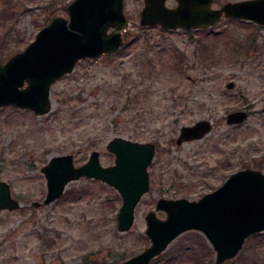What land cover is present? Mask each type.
Instances as JSON below:
<instances>
[{"label": "rangeland", "instance_id": "374dc122", "mask_svg": "<svg viewBox=\"0 0 264 264\" xmlns=\"http://www.w3.org/2000/svg\"><path fill=\"white\" fill-rule=\"evenodd\" d=\"M72 1L0 0V62L24 51L56 16L68 18ZM235 1L240 0H214L213 6ZM143 6V0H125L124 46L78 62L54 83L50 113L0 108V179L21 203L0 212V264H120L150 244L145 217L160 197L198 201L234 172L248 167L264 172V25L223 17L203 30L165 31L141 25ZM231 81L235 86L228 88ZM137 86L146 90L138 92ZM242 109L249 118L228 125V114ZM198 120L211 121V132L177 144L181 128ZM118 136L156 146L151 190L137 205L131 230H118L120 194L85 177L69 182L50 206H32L47 195L42 168L51 158L74 154L81 165L99 150L108 166L115 155L106 145ZM185 235L164 253L186 243ZM245 241L222 264H241L264 251L254 240ZM215 259L214 253L208 264ZM160 260L152 264H164Z\"/></svg>", "mask_w": 264, "mask_h": 264}, {"label": "water", "instance_id": "95a60500", "mask_svg": "<svg viewBox=\"0 0 264 264\" xmlns=\"http://www.w3.org/2000/svg\"><path fill=\"white\" fill-rule=\"evenodd\" d=\"M143 1L140 23L148 27L201 29L215 25L223 16L264 25V0L227 2L220 8L213 7L214 0H175V7L168 6L167 0ZM68 12L69 18L56 16L24 51L0 62V108L13 106L39 116L48 114L53 107L54 83L72 73L79 61L115 53L122 47V31L129 23L125 0H73ZM234 86L233 81L227 83L228 88ZM248 118L246 110H237L228 114L227 123L239 125ZM212 125L209 120H199L182 127L177 144L202 139ZM155 149L154 143L118 136L107 144V150L115 155L110 166L102 165L99 150L90 152L88 161L79 166L73 154L56 155L42 168L47 195L32 206H50L71 181L82 177L99 180L113 186L122 197L117 226L120 232H128L137 205L151 190L148 168ZM20 206L10 184L0 179V212ZM157 211L164 212L166 218H160ZM145 220L150 244L120 264H151L170 243L189 231L203 234L214 250L216 264H222L243 250L245 240L264 232V172L253 168L234 172L198 201L160 197L156 210L147 213Z\"/></svg>", "mask_w": 264, "mask_h": 264}, {"label": "trees", "instance_id": "16d2710c", "mask_svg": "<svg viewBox=\"0 0 264 264\" xmlns=\"http://www.w3.org/2000/svg\"><path fill=\"white\" fill-rule=\"evenodd\" d=\"M250 39L252 41V38ZM2 58L3 57H0V60ZM137 89H139L138 92L146 90L141 86H137L136 90ZM135 96L138 97L139 95L135 94ZM186 239V243H183L181 246L174 247L167 253L162 254L163 256L161 255L156 258L155 261H161L160 259H162L164 264H174L177 261L183 262L190 257L196 261V264H208L209 260L211 261L212 259L214 251L206 241L204 235L200 232L193 231L188 233ZM250 240H254L259 247L264 250V232L255 234L253 237L251 236ZM262 253H264V251H261V253L253 252L252 255H247L245 258L246 261H244L245 263L243 262L241 264H264V254Z\"/></svg>", "mask_w": 264, "mask_h": 264}, {"label": "flooded vegetation", "instance_id": "af4514ba", "mask_svg": "<svg viewBox=\"0 0 264 264\" xmlns=\"http://www.w3.org/2000/svg\"><path fill=\"white\" fill-rule=\"evenodd\" d=\"M217 8V7H216ZM198 30H200V29H198ZM189 31V30H188ZM97 181V180H96ZM115 189V188H114ZM116 190V189H115Z\"/></svg>", "mask_w": 264, "mask_h": 264}]
</instances>
